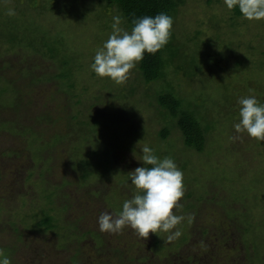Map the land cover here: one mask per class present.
Returning <instances> with one entry per match:
<instances>
[{"label":"rangeland","instance_id":"1","mask_svg":"<svg viewBox=\"0 0 264 264\" xmlns=\"http://www.w3.org/2000/svg\"><path fill=\"white\" fill-rule=\"evenodd\" d=\"M183 2L166 79L208 127L201 154L158 105L165 82L90 70L117 16L104 0H0V250L11 264H264V142L230 139L237 99L264 102V20L236 18L224 0ZM145 145L183 173L171 241L97 224L131 198ZM45 215L55 230L38 226Z\"/></svg>","mask_w":264,"mask_h":264},{"label":"clouds","instance_id":"2","mask_svg":"<svg viewBox=\"0 0 264 264\" xmlns=\"http://www.w3.org/2000/svg\"><path fill=\"white\" fill-rule=\"evenodd\" d=\"M224 4L230 11L238 10L243 19L264 20V0H224ZM6 14L12 16L15 11L9 9ZM112 20V32L96 50L89 67L97 77L122 84L145 54L154 55L168 44L174 20L164 12L133 17L130 31L120 26L121 16H113ZM237 104L239 121L232 125L236 135L230 139H239L240 134L246 133L264 142V102L250 94L239 97ZM141 153L138 161L142 166L127 173L128 183L135 189L131 198L122 203L118 213L104 212L98 216L99 231L112 234L128 227L145 239L149 233L158 232L169 233V241L179 238L177 225L185 216L173 210L180 207L179 201L184 196L183 173L172 157L161 158L147 145ZM187 220L190 223L192 217L189 215ZM0 264H11L2 250Z\"/></svg>","mask_w":264,"mask_h":264},{"label":"trees","instance_id":"3","mask_svg":"<svg viewBox=\"0 0 264 264\" xmlns=\"http://www.w3.org/2000/svg\"><path fill=\"white\" fill-rule=\"evenodd\" d=\"M107 8H113L117 15H121L126 30H131V19L145 15L155 16L159 12L170 15L173 19L176 17L178 9L183 5V0H104ZM233 16L241 17L238 10H231ZM173 36L166 46L154 55L145 54L144 59L139 63L137 69L146 84L153 82H165L166 87H162L157 93L158 105L165 109L171 119L176 121V125L183 137L185 149L193 150L201 154L206 146V133L208 127L202 125L203 119L199 118L193 105L183 102V99L174 91L173 86L166 79V68L172 65L178 57L175 45L172 44ZM177 66H175V71ZM186 101V100H185ZM196 105V104H195ZM198 105V104H197ZM196 105V106H197ZM167 132L163 133L165 139ZM46 231L55 230L52 218L45 215L43 220L38 224Z\"/></svg>","mask_w":264,"mask_h":264}]
</instances>
